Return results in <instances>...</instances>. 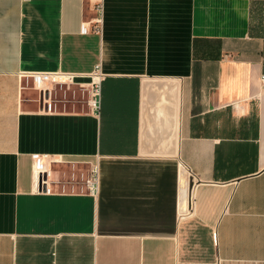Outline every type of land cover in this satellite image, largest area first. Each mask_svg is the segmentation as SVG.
<instances>
[{
	"label": "crops",
	"instance_id": "crops-1",
	"mask_svg": "<svg viewBox=\"0 0 264 264\" xmlns=\"http://www.w3.org/2000/svg\"><path fill=\"white\" fill-rule=\"evenodd\" d=\"M263 75L264 0H0V264H264Z\"/></svg>",
	"mask_w": 264,
	"mask_h": 264
},
{
	"label": "built area",
	"instance_id": "built-area-1",
	"mask_svg": "<svg viewBox=\"0 0 264 264\" xmlns=\"http://www.w3.org/2000/svg\"><path fill=\"white\" fill-rule=\"evenodd\" d=\"M97 15L94 18V28L99 31L102 21V5L96 4ZM83 31L87 30V27L83 25ZM31 85L34 90L37 91V102L39 110L50 111L55 109L52 99V92L56 86H65L69 88L74 85V76L72 73H64L60 71L55 72H35L30 75ZM264 81V75L262 77ZM87 90V102L92 108H98L99 96H100V73L96 70L90 75V81L84 87ZM32 169L34 183L37 188H41L42 191H49L48 178L50 174L49 164L52 162L61 161V158L54 157L52 155H40L34 154L32 156ZM86 189L91 196H96L99 191V167L96 162H90L87 168L86 178L84 181Z\"/></svg>",
	"mask_w": 264,
	"mask_h": 264
},
{
	"label": "rangeland",
	"instance_id": "rangeland-1",
	"mask_svg": "<svg viewBox=\"0 0 264 264\" xmlns=\"http://www.w3.org/2000/svg\"><path fill=\"white\" fill-rule=\"evenodd\" d=\"M73 86V85H72ZM65 86L60 87L59 85L56 86L55 90L52 92V99L54 102V106H57V108H63V100L67 99L68 101H73V97L71 94L67 93V95L63 96V89H65ZM71 89V88H70ZM72 92V91H70ZM87 93V91H86ZM76 94L77 96H80V90L78 88H76ZM71 101V102H72ZM70 103V102H69Z\"/></svg>",
	"mask_w": 264,
	"mask_h": 264
}]
</instances>
